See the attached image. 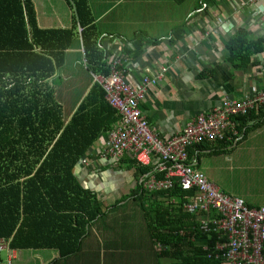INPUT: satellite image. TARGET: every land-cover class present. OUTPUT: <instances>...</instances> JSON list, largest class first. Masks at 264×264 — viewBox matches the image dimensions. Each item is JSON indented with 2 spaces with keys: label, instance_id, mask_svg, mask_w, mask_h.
<instances>
[{
  "label": "crops",
  "instance_id": "obj_1",
  "mask_svg": "<svg viewBox=\"0 0 264 264\" xmlns=\"http://www.w3.org/2000/svg\"><path fill=\"white\" fill-rule=\"evenodd\" d=\"M30 1L37 29H71L73 12L66 0ZM246 1L207 3L212 16L195 12L200 0L180 5L171 0H86L98 43L112 56L108 63L119 56L132 87H139L142 75L161 74L141 102L142 113L160 140L181 133L197 114L210 111L225 98L239 99L244 93L264 89V0L240 4ZM255 6L260 7L259 15L254 13ZM240 28L250 38L260 39L263 49L251 56L246 67L234 68L227 61L225 44ZM208 32L212 33L205 37ZM136 35L144 36L147 43L134 57L127 51L133 50ZM78 42L80 48L75 42L57 70L56 84L61 89L72 79L69 66L80 56ZM91 83L92 79L82 83V93L68 109L57 99L63 120H69ZM106 139L107 134L101 135L88 150L87 166L79 163L78 182L95 194L106 212L88 224L79 252L61 258L54 250L11 251L4 242L0 251L5 260L0 258V264H150L151 259L171 264L168 259H156L158 246L150 245L140 207L123 213L122 207L136 202L132 192L145 174H140L131 154L119 160L103 156ZM226 140L221 145H203L191 162L224 194L249 208L264 207V123L243 139L228 134Z\"/></svg>",
  "mask_w": 264,
  "mask_h": 264
},
{
  "label": "trees",
  "instance_id": "obj_2",
  "mask_svg": "<svg viewBox=\"0 0 264 264\" xmlns=\"http://www.w3.org/2000/svg\"><path fill=\"white\" fill-rule=\"evenodd\" d=\"M66 1L73 12L71 29L39 30L30 0H0V241L11 251L54 250L61 258L78 253L88 224L106 214L95 194L78 182L77 165L117 121L97 83H91L69 120L62 118L54 93L61 89L57 70L65 53L75 42L80 48V40L79 55L90 75L108 74L112 57L98 49L100 37L86 0ZM171 1L180 5L187 0ZM249 38L240 28L226 42L227 61L234 68L246 67L251 56L261 54L263 42ZM145 42L144 36L136 35L133 50L127 52L139 56ZM262 123L264 113L235 117V136L243 139ZM227 136L216 144H224ZM203 145L213 144L190 147V161ZM138 169L141 175L149 171L139 165ZM132 193L150 245L159 247L156 259L220 264L207 258L213 246L208 254L204 250L208 237L198 231L205 214L182 209V203L194 197V189L184 191L175 182L168 190L148 191L140 184ZM262 256L264 260V248Z\"/></svg>",
  "mask_w": 264,
  "mask_h": 264
},
{
  "label": "built area",
  "instance_id": "obj_3",
  "mask_svg": "<svg viewBox=\"0 0 264 264\" xmlns=\"http://www.w3.org/2000/svg\"><path fill=\"white\" fill-rule=\"evenodd\" d=\"M253 2L247 0L240 4L252 5ZM254 8V13L259 15L260 7ZM195 12L214 15L203 0H200V8ZM261 21L264 24V15ZM219 24L220 20L217 19L218 27ZM203 28L206 29V26ZM209 33L212 32L206 33L205 37ZM98 49L108 56L99 43ZM109 61L108 74L90 75L92 83L101 87L105 100L117 116V121L107 134L102 155L119 160L128 153L139 166L149 167L141 183L148 191L168 190L175 182L184 191L194 189V197L182 203V209L189 214H205L198 221V231L208 237V243L204 246L208 254L209 246H213L208 259L220 264H264V207L249 208L240 199L223 194L203 172L193 168L194 164L187 153L190 147L203 142H221L225 134L235 136V117L251 111L255 115L264 113V89L244 93L239 99L225 98L210 111L197 114L181 133L168 140H160L150 128L139 105L161 74L151 77H148V73L142 75L136 88L126 81L117 56ZM84 62L82 60V64ZM81 164L87 166L88 161L81 160ZM3 244L4 241H0V248Z\"/></svg>",
  "mask_w": 264,
  "mask_h": 264
},
{
  "label": "rangeland",
  "instance_id": "obj_4",
  "mask_svg": "<svg viewBox=\"0 0 264 264\" xmlns=\"http://www.w3.org/2000/svg\"><path fill=\"white\" fill-rule=\"evenodd\" d=\"M69 68H70L69 69L70 74H72L73 76H71L72 79L67 81L69 84L68 87L65 89H59L56 93L57 94L56 98L60 101L61 104L65 105L67 109L71 104L75 102L78 96L82 93V90H83L82 86L85 84V82H87L90 79L88 75V71L85 70L82 65L81 56H78L77 60L71 62V65L69 66ZM62 85H63V82H62ZM130 208H138V204L136 202H131L129 205L122 207L123 213H125V211H127V209H130ZM131 213H132V210L130 211V214ZM103 221L107 222V220H104V219ZM105 232L108 234L109 230H105ZM0 258L2 261L5 260V253L2 251H0ZM105 264H108V263L105 262ZM150 264H166V262L163 260L151 259Z\"/></svg>",
  "mask_w": 264,
  "mask_h": 264
},
{
  "label": "water",
  "instance_id": "obj_5",
  "mask_svg": "<svg viewBox=\"0 0 264 264\" xmlns=\"http://www.w3.org/2000/svg\"><path fill=\"white\" fill-rule=\"evenodd\" d=\"M80 161H78V165H79ZM77 165V171H79V166Z\"/></svg>",
  "mask_w": 264,
  "mask_h": 264
}]
</instances>
